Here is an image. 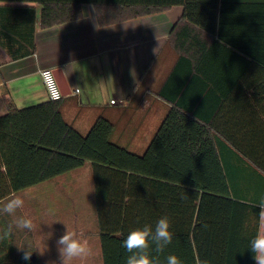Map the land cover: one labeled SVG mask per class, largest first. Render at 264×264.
<instances>
[{
  "label": "crops",
  "instance_id": "crops-1",
  "mask_svg": "<svg viewBox=\"0 0 264 264\" xmlns=\"http://www.w3.org/2000/svg\"><path fill=\"white\" fill-rule=\"evenodd\" d=\"M81 7V18L44 27L38 3L0 1V116L11 105L23 109L49 100L43 68L57 70L65 80L69 94L60 101V112L69 125L86 135L103 116L113 124L111 140L136 154L145 152L177 107L211 130L232 198L257 205L264 198V175L225 137L252 135L255 123L264 122V67L246 63L253 55L239 48L242 43L256 52L254 38L240 33L250 28L254 33L264 21V0H218L216 30L222 35L184 19L182 5L108 25L99 24L93 4ZM98 171L97 183L87 161L3 198L0 206L22 196L25 204L16 215L35 225L31 232L16 230L7 243L33 248L39 264H59L56 240L67 226L92 245L94 255L86 264H104L101 217L143 216V203L158 202L164 191L169 200V185ZM159 215L158 208L149 214ZM12 219L0 214V228Z\"/></svg>",
  "mask_w": 264,
  "mask_h": 264
},
{
  "label": "trees",
  "instance_id": "trees-1",
  "mask_svg": "<svg viewBox=\"0 0 264 264\" xmlns=\"http://www.w3.org/2000/svg\"><path fill=\"white\" fill-rule=\"evenodd\" d=\"M0 1L38 3L44 27L81 18L83 3L94 5L100 25L182 5L184 19L203 23L213 33H223L216 30L218 0ZM203 18L206 22H202ZM254 31L250 28V32L240 34L254 38L256 52L242 43L239 48L253 55L251 60L244 58L246 63L255 60L257 66L264 67V21ZM60 101L48 100L23 109L11 105L0 116V201L90 161L97 183L98 170L106 168L111 173L107 175L114 178L140 179L170 187L169 200L164 191L158 202L143 203V216L100 218L104 264H126L129 253L122 244L129 232L145 224L154 228L162 217L169 219L173 239L159 254L161 264L168 255H176L182 264H194L197 255L209 264H255L248 249L259 228V208L232 198L217 143L206 125L173 107L145 152L136 154L111 140L113 124L103 116L98 117L86 135L81 134L63 119ZM225 139L264 175L263 121L255 123L252 135ZM157 208L160 215L149 216ZM22 256L14 244L0 241V264H39L33 254L29 261Z\"/></svg>",
  "mask_w": 264,
  "mask_h": 264
},
{
  "label": "clouds",
  "instance_id": "clouds-1",
  "mask_svg": "<svg viewBox=\"0 0 264 264\" xmlns=\"http://www.w3.org/2000/svg\"><path fill=\"white\" fill-rule=\"evenodd\" d=\"M24 204V198L17 195L8 198L0 206V214L13 217L6 227L0 228V241L8 240L16 230H27L28 232L34 230L35 225L32 218L16 215L17 211L24 207ZM256 206L259 208V228L249 241L248 250L253 254L255 264H264V198ZM46 215H51V211L46 212ZM55 222L58 221L52 223ZM50 236L51 233L48 238ZM172 239L173 234L170 231V221L167 217L160 218L154 228L152 225L145 224L143 227L131 230L122 244L129 253L126 264H161L159 254L163 253L165 248L171 244ZM56 246L59 264H86L94 255V249L90 242L82 234L67 226L65 233L56 240ZM17 248L23 253V260L31 259L34 251L30 247L20 246ZM39 253L43 255L44 252ZM164 264H182V261L176 255H168ZM194 264H209V261L202 260L197 255L194 258Z\"/></svg>",
  "mask_w": 264,
  "mask_h": 264
},
{
  "label": "built area",
  "instance_id": "built-area-1",
  "mask_svg": "<svg viewBox=\"0 0 264 264\" xmlns=\"http://www.w3.org/2000/svg\"><path fill=\"white\" fill-rule=\"evenodd\" d=\"M40 76L49 100L59 101L65 96L53 68L40 69ZM115 99L112 100L114 102Z\"/></svg>",
  "mask_w": 264,
  "mask_h": 264
},
{
  "label": "water",
  "instance_id": "water-1",
  "mask_svg": "<svg viewBox=\"0 0 264 264\" xmlns=\"http://www.w3.org/2000/svg\"><path fill=\"white\" fill-rule=\"evenodd\" d=\"M54 71H55L56 77H57L58 82H59V84H60V86L62 88V91H63L64 95L69 94V92L66 89V83H65L64 78L59 74V72L57 70H54Z\"/></svg>",
  "mask_w": 264,
  "mask_h": 264
},
{
  "label": "rangeland",
  "instance_id": "rangeland-1",
  "mask_svg": "<svg viewBox=\"0 0 264 264\" xmlns=\"http://www.w3.org/2000/svg\"><path fill=\"white\" fill-rule=\"evenodd\" d=\"M234 180H235V179H232V183L234 182ZM233 187L235 188L237 194H241V193H240V189H239V187H238L237 185H234V183H233ZM244 188H245V187H244ZM62 200H63V199H62Z\"/></svg>",
  "mask_w": 264,
  "mask_h": 264
}]
</instances>
